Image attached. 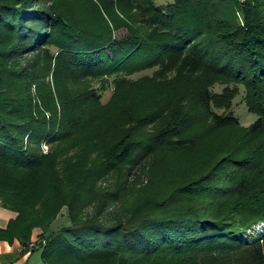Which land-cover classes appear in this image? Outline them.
<instances>
[{"label": "trees", "instance_id": "trees-1", "mask_svg": "<svg viewBox=\"0 0 264 264\" xmlns=\"http://www.w3.org/2000/svg\"><path fill=\"white\" fill-rule=\"evenodd\" d=\"M0 206L44 264H264V0H0Z\"/></svg>", "mask_w": 264, "mask_h": 264}, {"label": "rangeland", "instance_id": "rangeland-1", "mask_svg": "<svg viewBox=\"0 0 264 264\" xmlns=\"http://www.w3.org/2000/svg\"><path fill=\"white\" fill-rule=\"evenodd\" d=\"M156 2L161 5V4L170 3V2H172V0H156ZM125 34H126L125 30L121 29L117 33V36H118V38L121 39V38H123V36H125ZM151 72L152 71L137 74V75L134 76V78H139V77H141L142 75H145V74H149L150 75ZM214 90L216 92H218V91H221L222 88L221 87H216ZM110 96H111V90H107L106 92H103V102L104 103L107 102L109 100ZM232 112L235 115V117H237L239 119L240 123L243 126H249L251 123H253L256 120V116L255 115L248 113L247 108L245 107V103H244V100H243L242 93L235 99L234 105H233V108H232ZM48 150H49V146L48 145L46 146V145L43 144L42 145L43 154H47ZM65 211H66V209L62 211L61 216L53 224V228L54 229H60L62 227H66V226L70 225V222H69V219H68V215H67V211L66 212ZM63 219H64V221H63ZM35 231H34V233H35ZM248 235L257 236V233L255 231H251V232L248 233ZM35 238H37V236ZM26 264H44L42 259H41V251H38V252L34 253L33 255H31V257L28 259Z\"/></svg>", "mask_w": 264, "mask_h": 264}, {"label": "crops", "instance_id": "crops-1", "mask_svg": "<svg viewBox=\"0 0 264 264\" xmlns=\"http://www.w3.org/2000/svg\"><path fill=\"white\" fill-rule=\"evenodd\" d=\"M15 217V213L3 209L0 206V228H5L9 220L14 219ZM39 233V230L35 231L34 240ZM19 252H21V246L18 242H14L13 245H9L6 242H0V264H26L31 255L27 254L21 257Z\"/></svg>", "mask_w": 264, "mask_h": 264}, {"label": "built area", "instance_id": "built-area-1", "mask_svg": "<svg viewBox=\"0 0 264 264\" xmlns=\"http://www.w3.org/2000/svg\"><path fill=\"white\" fill-rule=\"evenodd\" d=\"M34 244H31L30 246L33 247Z\"/></svg>", "mask_w": 264, "mask_h": 264}, {"label": "bare ground", "instance_id": "bare-ground-1", "mask_svg": "<svg viewBox=\"0 0 264 264\" xmlns=\"http://www.w3.org/2000/svg\"><path fill=\"white\" fill-rule=\"evenodd\" d=\"M65 210V209H64ZM66 212V211H65ZM65 214V213H64ZM63 221H64V219H63Z\"/></svg>", "mask_w": 264, "mask_h": 264}]
</instances>
